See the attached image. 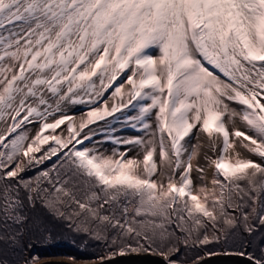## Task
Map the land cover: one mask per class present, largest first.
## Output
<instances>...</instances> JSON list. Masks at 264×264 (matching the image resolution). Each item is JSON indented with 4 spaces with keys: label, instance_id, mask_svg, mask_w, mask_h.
<instances>
[{
    "label": "snow or ice",
    "instance_id": "obj_1",
    "mask_svg": "<svg viewBox=\"0 0 264 264\" xmlns=\"http://www.w3.org/2000/svg\"><path fill=\"white\" fill-rule=\"evenodd\" d=\"M129 255L264 264V0H0V264Z\"/></svg>",
    "mask_w": 264,
    "mask_h": 264
},
{
    "label": "rangeland",
    "instance_id": "obj_2",
    "mask_svg": "<svg viewBox=\"0 0 264 264\" xmlns=\"http://www.w3.org/2000/svg\"><path fill=\"white\" fill-rule=\"evenodd\" d=\"M120 78L118 77V80ZM123 111H127V109H124ZM71 114V113H70ZM135 112H128V115H134ZM98 123H103V122H98ZM115 127L118 129V135H123V136H135L137 135V132H135L134 130H132L130 127L128 128H120V125H115ZM96 139H100V137H96ZM113 147L112 144L107 143L104 144V148L105 149H111ZM122 150V149H121ZM60 234H63L61 232V230H59ZM64 235V234H63ZM66 236L64 235V238ZM70 239V238H69ZM76 242L75 243H70L69 245L61 242V241H57L60 244L56 245V246H52L51 250L48 247H45V249L42 252H47V254H51L50 252H54L53 255L50 256H43V257H53V256H75L77 259L80 260H89L95 257V255L100 252V250L98 249V247L94 244V243H90L91 245L86 249V250H81L80 244H81V238L80 237H76ZM65 242V241H64ZM64 252V253H63ZM80 256V257H79Z\"/></svg>",
    "mask_w": 264,
    "mask_h": 264
},
{
    "label": "water",
    "instance_id": "obj_3",
    "mask_svg": "<svg viewBox=\"0 0 264 264\" xmlns=\"http://www.w3.org/2000/svg\"><path fill=\"white\" fill-rule=\"evenodd\" d=\"M109 264H162V261L150 255H129L117 257ZM205 264H248V261L239 257L214 256L208 258Z\"/></svg>",
    "mask_w": 264,
    "mask_h": 264
},
{
    "label": "trees",
    "instance_id": "obj_4",
    "mask_svg": "<svg viewBox=\"0 0 264 264\" xmlns=\"http://www.w3.org/2000/svg\"><path fill=\"white\" fill-rule=\"evenodd\" d=\"M34 173H29V175H33ZM59 228L57 227L55 229V232H59ZM57 241H61L67 245H69L70 243H73L71 239H69L68 237H65L64 238V235L63 234H60V233H57ZM55 242L54 244L50 245L49 246V249L51 250L52 246H56V245H59L60 243L59 242ZM65 241V242H64ZM91 244H89L90 246ZM45 249V247H41V246H35L33 249H32V254H35V255H38L40 257H43V256H50V255H53L54 252H50L51 254H47V252H42L43 250ZM99 249V248H98ZM100 251H102L101 249H99ZM248 251H253L252 248H249ZM64 253V252H63ZM258 254V253H257ZM80 257V256H79Z\"/></svg>",
    "mask_w": 264,
    "mask_h": 264
},
{
    "label": "bare ground",
    "instance_id": "obj_5",
    "mask_svg": "<svg viewBox=\"0 0 264 264\" xmlns=\"http://www.w3.org/2000/svg\"><path fill=\"white\" fill-rule=\"evenodd\" d=\"M109 91H111V89ZM84 111H85V108L82 105H77L70 109V113H75L77 116ZM53 257H62V256H53Z\"/></svg>",
    "mask_w": 264,
    "mask_h": 264
}]
</instances>
